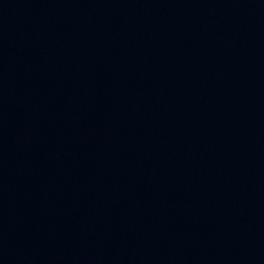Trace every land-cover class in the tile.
Returning <instances> with one entry per match:
<instances>
[{
  "label": "water",
  "instance_id": "95a60500",
  "mask_svg": "<svg viewBox=\"0 0 264 264\" xmlns=\"http://www.w3.org/2000/svg\"><path fill=\"white\" fill-rule=\"evenodd\" d=\"M0 264H264V0H0Z\"/></svg>",
  "mask_w": 264,
  "mask_h": 264
}]
</instances>
